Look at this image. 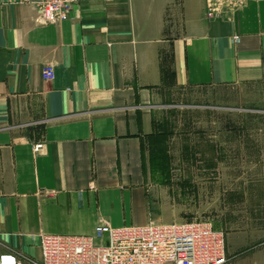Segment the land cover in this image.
I'll return each mask as SVG.
<instances>
[{
	"label": "crops",
	"instance_id": "obj_1",
	"mask_svg": "<svg viewBox=\"0 0 264 264\" xmlns=\"http://www.w3.org/2000/svg\"><path fill=\"white\" fill-rule=\"evenodd\" d=\"M34 1L0 0V254L23 264L43 234L153 221L147 138L176 89L264 82V0H82L50 24Z\"/></svg>",
	"mask_w": 264,
	"mask_h": 264
},
{
	"label": "rangeland",
	"instance_id": "obj_2",
	"mask_svg": "<svg viewBox=\"0 0 264 264\" xmlns=\"http://www.w3.org/2000/svg\"><path fill=\"white\" fill-rule=\"evenodd\" d=\"M146 147L153 222L207 221L226 251L264 245V82L176 89Z\"/></svg>",
	"mask_w": 264,
	"mask_h": 264
},
{
	"label": "built area",
	"instance_id": "obj_3",
	"mask_svg": "<svg viewBox=\"0 0 264 264\" xmlns=\"http://www.w3.org/2000/svg\"><path fill=\"white\" fill-rule=\"evenodd\" d=\"M82 0H35L37 21L56 23L68 18ZM243 0H214L205 16L214 18L221 5H239ZM46 82L54 79L53 66L42 70ZM42 144L33 146L39 152ZM225 235L207 221H185L118 227L99 224L92 236L43 234L40 259L28 264H226ZM0 264H23L15 256L0 254Z\"/></svg>",
	"mask_w": 264,
	"mask_h": 264
},
{
	"label": "trees",
	"instance_id": "obj_4",
	"mask_svg": "<svg viewBox=\"0 0 264 264\" xmlns=\"http://www.w3.org/2000/svg\"><path fill=\"white\" fill-rule=\"evenodd\" d=\"M163 137H165V131L164 132H159V133H153L151 135L148 136L147 138V144L149 145L150 141H156V143H158L159 139H162Z\"/></svg>",
	"mask_w": 264,
	"mask_h": 264
},
{
	"label": "bare ground",
	"instance_id": "obj_5",
	"mask_svg": "<svg viewBox=\"0 0 264 264\" xmlns=\"http://www.w3.org/2000/svg\"><path fill=\"white\" fill-rule=\"evenodd\" d=\"M224 11V10H223ZM230 16V15H229Z\"/></svg>",
	"mask_w": 264,
	"mask_h": 264
}]
</instances>
